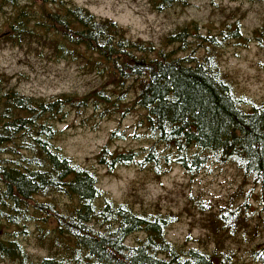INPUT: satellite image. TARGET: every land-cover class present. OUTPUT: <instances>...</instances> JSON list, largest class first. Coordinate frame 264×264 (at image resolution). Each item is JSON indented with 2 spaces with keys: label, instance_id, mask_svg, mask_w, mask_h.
Listing matches in <instances>:
<instances>
[{
  "label": "trees",
  "instance_id": "16d2710c",
  "mask_svg": "<svg viewBox=\"0 0 264 264\" xmlns=\"http://www.w3.org/2000/svg\"><path fill=\"white\" fill-rule=\"evenodd\" d=\"M147 2L156 13L187 5L186 0ZM0 11L6 15L0 46L75 63L99 80L88 94L47 99L20 93L0 72L1 262L264 264V240L249 245L245 259L230 245L239 236L249 238V225L261 220L249 200L213 208L191 198L188 207L193 218L194 213L201 216L205 236L193 240L195 245L189 240L176 244L167 231L180 213L113 201L100 189L97 174L56 144L57 125L72 112L93 110L106 119L119 110L137 109L142 114L136 137L150 146L116 153L103 147L98 161L107 171L137 167L161 179L178 168L194 179L229 165L258 189L255 197L264 208V101L236 95L219 65L220 48L238 38L237 23H224L216 35H202L196 24H186L165 36L158 48L70 0H0ZM121 137L113 131L110 141ZM31 239L45 255L26 250Z\"/></svg>",
  "mask_w": 264,
  "mask_h": 264
},
{
  "label": "rangeland",
  "instance_id": "374dc122",
  "mask_svg": "<svg viewBox=\"0 0 264 264\" xmlns=\"http://www.w3.org/2000/svg\"><path fill=\"white\" fill-rule=\"evenodd\" d=\"M70 1L97 17L116 22L131 38L152 42L158 48L165 36L186 24H196L202 35H216L224 23H237L238 38L227 40L220 48V68L231 81L236 95L255 103L264 101V1L186 0L184 7L177 6L164 13L152 12L147 0ZM5 16L0 11V31L5 28ZM0 72L10 77L11 85L20 93L47 99L64 93L82 96L99 85L93 74L83 71L75 63L50 61L38 57L33 51L28 53L6 45L0 46ZM118 112L106 119H99L93 110L70 113L63 123L57 125L61 131L57 146L75 163L93 170L100 189L113 201H128L138 210L153 208L163 213H180L179 222L167 231V238L176 244H185L189 240V245H195L193 240L205 236L201 216L194 213L193 218V211L188 207L191 198L202 199L213 208L249 200L250 209L255 216H261V220L251 222L254 228L249 225V238L239 236L236 243L230 245L236 249L239 258L245 259L246 249L263 242L264 208L255 197L258 189L250 180L241 177L235 167H214L194 179L175 168L161 179H155L137 167H118L109 172L99 164L98 155L103 147L107 146L116 153L141 152L150 146V141L144 137H136L141 135L135 125L142 113L137 109ZM113 131L122 133L123 137L110 141ZM236 192L241 194L233 196ZM25 247L33 255H45L33 239L26 242ZM0 264L11 263L0 261Z\"/></svg>",
  "mask_w": 264,
  "mask_h": 264
}]
</instances>
